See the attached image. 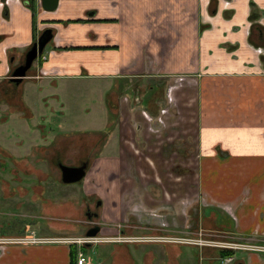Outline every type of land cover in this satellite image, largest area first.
I'll list each match as a JSON object with an SVG mask.
<instances>
[{
  "label": "crops",
  "instance_id": "obj_1",
  "mask_svg": "<svg viewBox=\"0 0 264 264\" xmlns=\"http://www.w3.org/2000/svg\"><path fill=\"white\" fill-rule=\"evenodd\" d=\"M209 2L58 0L35 19L12 0L8 17L0 13L4 98L15 87L4 56L17 62L49 28L51 40L15 87L19 100L53 117L51 104L68 110L77 93L90 101L91 122L76 136L94 140L90 164L81 160L79 202L83 215L96 209L100 241L83 248L99 251L95 264H189L193 250L197 263L220 256L232 264L233 252L244 251L153 240L197 232L264 244V0ZM116 237L152 240L110 241ZM70 248L11 246L0 250V264H21L14 255L22 264H69ZM245 252L234 264H264V254Z\"/></svg>",
  "mask_w": 264,
  "mask_h": 264
},
{
  "label": "rangeland",
  "instance_id": "obj_2",
  "mask_svg": "<svg viewBox=\"0 0 264 264\" xmlns=\"http://www.w3.org/2000/svg\"><path fill=\"white\" fill-rule=\"evenodd\" d=\"M205 27L206 25H202L201 30ZM20 87L23 88L22 85ZM6 88L5 86L4 91H0V236H25L28 235V231H33L36 237H44V235L47 237L53 235L51 228L55 227L56 241L82 239L86 229L97 227L96 215L91 217L83 215L85 207L81 201L79 202L81 182L63 185L54 158L70 166L79 164L84 158L90 160L91 152L88 149L94 140L91 142L88 138L76 136L81 135L82 124L91 122V118L89 120V116L92 115L91 110L86 115L90 101L84 100L85 95L80 99L77 93L69 98L68 110L67 108L62 110L59 103L51 104L54 105V110L59 111L53 117L49 115L46 107H40L39 113L34 111L36 107H30L32 112H28L26 109L30 108L19 100L21 98L15 87L9 89L8 98H4ZM13 90L15 92H12ZM4 102L5 105L7 103L9 105L4 106ZM32 102L38 106L37 96ZM43 103L41 102L40 106H43ZM82 103L85 107L83 109H81ZM65 106L67 107L66 104ZM23 122L28 124V131L33 132L31 138ZM65 134L70 137L65 138ZM66 196H72V200ZM66 208L67 210L71 208L72 213ZM89 210H96L94 204L89 205ZM227 238L211 237L210 239L220 243L236 244ZM10 247L6 246L5 249ZM76 248V251L80 250L92 264L97 262L99 251L95 246L90 250L81 249L79 246ZM51 249L53 251V244ZM38 253L45 256L47 252ZM194 253L193 250V256L188 258L189 264H200L196 262ZM233 253L232 264L237 260L244 261L245 256L248 255L245 251ZM185 254L186 250L181 248V256ZM14 256L16 262L22 264L19 255ZM9 258L12 259L13 255ZM223 258L218 256L217 264H229L223 262Z\"/></svg>",
  "mask_w": 264,
  "mask_h": 264
},
{
  "label": "flooded vegetation",
  "instance_id": "obj_3",
  "mask_svg": "<svg viewBox=\"0 0 264 264\" xmlns=\"http://www.w3.org/2000/svg\"><path fill=\"white\" fill-rule=\"evenodd\" d=\"M10 1H12V0H0V13H1V16H3L4 18H6V17H8V8H7V5H8V3L10 2ZM14 1H19V0H14ZM22 2H24V4H26L27 5V8H28V10H29V12H30V15L32 16V17H34L35 18V16L39 13V12H52V11H54V9L56 8V6H57V3H58V0H57V2H56V6H55V8L53 9V10H51V11H44V10H42L41 9V7H40V3H39V1L38 0H21ZM214 1H217V0H210V2H209V5L210 6H215L214 5ZM36 19V18H35ZM257 20V14H254V13H251L250 14V17H249V21L250 22H254V21H256ZM35 21V20H34ZM42 34H46V36H48V35H50V39L48 40V42L51 40V38H52V32H51V30L49 29V28H45L41 33H40V35L37 37V38H35V41L34 42H36L37 40H38V38L42 35ZM33 42V43H34ZM47 42V43H48ZM46 43V44H47ZM32 45V44H31ZM30 45V46H31ZM29 46V47H30ZM46 46V45H45ZM44 46V47H45ZM29 47H27L22 53H21V55L18 57V61L17 62H15L14 60H13V57L11 56V57H8V56H4L5 57V59H4V57H3V59H4V70H5V73L7 74V82H10L11 84H13V85H15V87H17L16 85H18L19 83H21V81L24 79V77H21V78H19L20 79V81L18 82V83H15V82H13L12 81V79H14L13 77H12V74L14 73V71L18 68V67H20V66H22L23 65V56H24V54H25V52L29 49ZM5 52L6 51H2V53H3V55H5ZM42 54V53H41ZM41 54L40 55H38L36 58H38V57H40L41 56ZM8 57V58H7ZM35 61V60H34ZM33 61V62H34ZM32 62V63H33ZM31 67V66H30ZM30 67L25 71V74H24V76L26 75V73H27V71L30 69ZM5 96L7 95V93L6 94H4ZM1 101H2V99H1ZM4 106H8V104H6L5 105V102H4V104H3ZM2 105V106H3ZM60 160H57L56 158H54V164H55V166H56V168H57V162H59ZM85 161V160H84ZM84 161H80L79 162V164H81V163H85ZM79 164H77V165H73V166H78ZM87 164H88V162H87ZM65 165V164H64ZM68 166V165H67ZM85 215H90V216H92V215H95V213H93V212H91V211H89V209L87 208V211L85 212ZM51 229H53V235H49V236H45L44 235V237H42V236H40V237H36V236H34V232L33 231H28L27 233H28V235H25V236H14V237H11V236H0V250H2V249H4L6 246H26V245H37V244H51V243H64V244H68L69 246L70 245H77V246H79L81 249L82 248H84V247H86V246H90L91 244H89V243H84V244H77L75 241H72V240H70V241H68V239H63V242L62 241H56L55 239L57 238L56 237V229H55V227L53 228H51ZM90 228H88V229H86V231H85V233H84V236H83V238H88V237H86V232L89 230ZM51 234V233H50ZM31 238H35V239H40V241L39 242H36V243H34V242H31ZM82 238V239H83ZM78 253H80L83 257H84V255L82 254V252H80V250H77L76 251V256H77V254ZM76 256H75V259H74V264H75V261H76ZM86 260H87V263L89 264V260H88V258L87 257H84Z\"/></svg>",
  "mask_w": 264,
  "mask_h": 264
},
{
  "label": "water",
  "instance_id": "obj_4",
  "mask_svg": "<svg viewBox=\"0 0 264 264\" xmlns=\"http://www.w3.org/2000/svg\"><path fill=\"white\" fill-rule=\"evenodd\" d=\"M40 7L44 11H51L55 8L57 0H38ZM50 39V35L42 34L38 40L29 47L23 56V65L18 67L12 74L13 82L18 83L19 78L24 77L25 71L31 66L32 62L40 55L44 46ZM57 169L60 173V182L62 184H75L80 182L85 176L86 163H81L78 166H67L57 162ZM98 233V227L90 228L86 232V237H95Z\"/></svg>",
  "mask_w": 264,
  "mask_h": 264
},
{
  "label": "built area",
  "instance_id": "obj_5",
  "mask_svg": "<svg viewBox=\"0 0 264 264\" xmlns=\"http://www.w3.org/2000/svg\"><path fill=\"white\" fill-rule=\"evenodd\" d=\"M196 237H187V238H165V237H159L156 239H153L157 242H167V243H179V244H185V245H197V246H210V247H216V248H221L223 250H244V251H254L257 253H262L264 254V244H233V243H228V242H215L214 240H211V237H203L204 234L201 232H197L195 234ZM31 242H39L40 239H35L31 238ZM134 239H139V240H152L150 238H124V237H116V238H110V241L112 242H122V241H127L131 242ZM70 241V240H68ZM100 240L97 237H88V238H83V239H78L75 242L77 244H84V243H89V244H95L99 242ZM232 261L231 257H228L224 259L225 263H230ZM75 264H88L87 260L80 254L78 253L76 256V261Z\"/></svg>",
  "mask_w": 264,
  "mask_h": 264
},
{
  "label": "trees",
  "instance_id": "obj_6",
  "mask_svg": "<svg viewBox=\"0 0 264 264\" xmlns=\"http://www.w3.org/2000/svg\"><path fill=\"white\" fill-rule=\"evenodd\" d=\"M72 247V249L70 248L69 251H68V259H69V264H74V246L73 245H70Z\"/></svg>",
  "mask_w": 264,
  "mask_h": 264
}]
</instances>
